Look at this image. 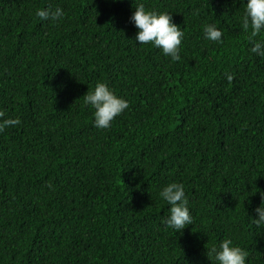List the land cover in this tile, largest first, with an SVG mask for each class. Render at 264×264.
<instances>
[{
    "label": "trees",
    "instance_id": "1",
    "mask_svg": "<svg viewBox=\"0 0 264 264\" xmlns=\"http://www.w3.org/2000/svg\"><path fill=\"white\" fill-rule=\"evenodd\" d=\"M139 3L182 28L179 61L135 43ZM244 3L0 0V122L20 121L0 131V264H215L229 238L264 264V58ZM98 82L129 102L108 129L83 101ZM171 182L193 216L182 232L159 197Z\"/></svg>",
    "mask_w": 264,
    "mask_h": 264
},
{
    "label": "clouds",
    "instance_id": "2",
    "mask_svg": "<svg viewBox=\"0 0 264 264\" xmlns=\"http://www.w3.org/2000/svg\"><path fill=\"white\" fill-rule=\"evenodd\" d=\"M65 13L60 7L38 9L35 16L42 21H59ZM137 29L134 41L137 45L151 44L160 49L165 57L174 61L180 60V50L185 33L174 21L170 13L146 10L143 3L136 5L129 18ZM242 26L250 31L249 42L252 45L251 53L264 58V39H255L264 35V0H246ZM204 38L208 41L222 44V32L214 24L203 26ZM232 79L231 76L228 77ZM84 104L94 109V126L98 129H108L116 117L120 116L129 107V102L118 96L107 83L98 82L94 89L83 96ZM19 119H7L0 122V131L6 127L16 126ZM264 196V194H262ZM159 197L170 207L165 224L175 232H182L193 224V216L189 208V200L184 185L171 182L162 187ZM257 218L253 223L258 229L264 228V202L255 209ZM215 264H247L248 253L242 247L229 239L222 240L218 246L210 249Z\"/></svg>",
    "mask_w": 264,
    "mask_h": 264
}]
</instances>
